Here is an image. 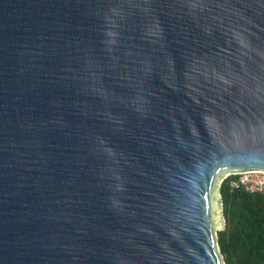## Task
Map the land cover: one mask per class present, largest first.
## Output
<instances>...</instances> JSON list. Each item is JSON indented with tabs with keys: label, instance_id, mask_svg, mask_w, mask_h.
Returning a JSON list of instances; mask_svg holds the SVG:
<instances>
[{
	"label": "water",
	"instance_id": "95a60500",
	"mask_svg": "<svg viewBox=\"0 0 264 264\" xmlns=\"http://www.w3.org/2000/svg\"><path fill=\"white\" fill-rule=\"evenodd\" d=\"M240 173L264 0H0V264H225Z\"/></svg>",
	"mask_w": 264,
	"mask_h": 264
},
{
	"label": "trees",
	"instance_id": "16d2710c",
	"mask_svg": "<svg viewBox=\"0 0 264 264\" xmlns=\"http://www.w3.org/2000/svg\"><path fill=\"white\" fill-rule=\"evenodd\" d=\"M228 177L220 187L225 230L218 245L225 264H264V195L232 186Z\"/></svg>",
	"mask_w": 264,
	"mask_h": 264
},
{
	"label": "built area",
	"instance_id": "2783aa9c",
	"mask_svg": "<svg viewBox=\"0 0 264 264\" xmlns=\"http://www.w3.org/2000/svg\"><path fill=\"white\" fill-rule=\"evenodd\" d=\"M234 177V188L264 195V173H240Z\"/></svg>",
	"mask_w": 264,
	"mask_h": 264
}]
</instances>
